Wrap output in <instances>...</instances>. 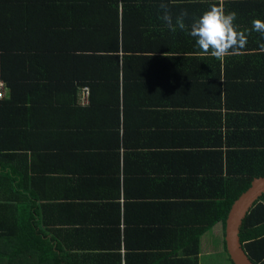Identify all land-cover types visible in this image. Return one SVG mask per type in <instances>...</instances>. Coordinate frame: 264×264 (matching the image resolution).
I'll use <instances>...</instances> for the list:
<instances>
[{"label": "trees", "instance_id": "16d2710c", "mask_svg": "<svg viewBox=\"0 0 264 264\" xmlns=\"http://www.w3.org/2000/svg\"><path fill=\"white\" fill-rule=\"evenodd\" d=\"M218 3L248 34L219 60L188 35ZM162 4L173 25L187 11L185 30L169 29ZM253 19L264 20V0H0V264H58L30 228L33 185L68 180L80 160L97 176L92 193L118 198L122 173L134 238L183 241L197 264L200 238L224 229L264 176V39ZM239 239L264 264V196Z\"/></svg>", "mask_w": 264, "mask_h": 264}, {"label": "crops", "instance_id": "0c3cea01", "mask_svg": "<svg viewBox=\"0 0 264 264\" xmlns=\"http://www.w3.org/2000/svg\"><path fill=\"white\" fill-rule=\"evenodd\" d=\"M83 161L68 164L66 181L38 179V184L33 185L38 192L31 196L36 198L34 204H29L33 205L30 228L39 246L54 253L58 264H193L192 256L184 252L189 249L183 241L169 244L158 235L151 237L154 233L134 238L133 229L124 227L122 173L119 172L118 198L113 193H92L97 188V176L88 173L89 164ZM82 178L91 179L94 187ZM147 221L151 222V217ZM224 251V229L219 224L200 238L197 264H202L204 258L227 256Z\"/></svg>", "mask_w": 264, "mask_h": 264}, {"label": "clouds", "instance_id": "9594fccd", "mask_svg": "<svg viewBox=\"0 0 264 264\" xmlns=\"http://www.w3.org/2000/svg\"><path fill=\"white\" fill-rule=\"evenodd\" d=\"M161 8L165 10L162 18L170 30L174 32L177 27L180 30L186 29L185 19L188 16L186 10L179 13L173 25L168 6L162 4ZM236 19L237 13L234 11L226 13L222 3L212 4L208 10L192 21L188 35L195 39L202 53L210 54L218 60L223 59L244 49L248 43V34L246 31L238 30V26L234 23ZM251 30L260 33L261 38L264 39V20L253 19ZM260 48L264 50V43L260 44Z\"/></svg>", "mask_w": 264, "mask_h": 264}, {"label": "water", "instance_id": "95a60500", "mask_svg": "<svg viewBox=\"0 0 264 264\" xmlns=\"http://www.w3.org/2000/svg\"><path fill=\"white\" fill-rule=\"evenodd\" d=\"M262 196H264V176L254 178L229 210L224 226V244L226 255L232 264H254L242 249L239 233L243 220Z\"/></svg>", "mask_w": 264, "mask_h": 264}, {"label": "rangeland", "instance_id": "374dc122", "mask_svg": "<svg viewBox=\"0 0 264 264\" xmlns=\"http://www.w3.org/2000/svg\"><path fill=\"white\" fill-rule=\"evenodd\" d=\"M213 248L216 249V243H214ZM202 264H232V263L230 262L227 256L223 255L221 257L204 258Z\"/></svg>", "mask_w": 264, "mask_h": 264}, {"label": "built area", "instance_id": "2783aa9c", "mask_svg": "<svg viewBox=\"0 0 264 264\" xmlns=\"http://www.w3.org/2000/svg\"><path fill=\"white\" fill-rule=\"evenodd\" d=\"M7 94H8V90L6 89L4 83L0 82V99L5 98Z\"/></svg>", "mask_w": 264, "mask_h": 264}, {"label": "bare ground", "instance_id": "6f19581e", "mask_svg": "<svg viewBox=\"0 0 264 264\" xmlns=\"http://www.w3.org/2000/svg\"><path fill=\"white\" fill-rule=\"evenodd\" d=\"M85 92H86V91H85ZM85 101H86V100H85ZM259 200H260V199H259ZM259 200H258V201H259ZM258 201H257V202H258ZM257 202H256V203H257ZM256 203H255V204H256ZM252 208H253V207H252ZM249 212H250V211H249ZM243 221H244V220H243ZM242 223H243V222H242ZM241 226H242V225H241Z\"/></svg>", "mask_w": 264, "mask_h": 264}]
</instances>
